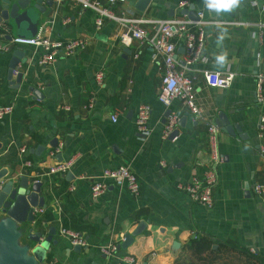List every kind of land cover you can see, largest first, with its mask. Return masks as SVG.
<instances>
[{
	"label": "crops",
	"instance_id": "1",
	"mask_svg": "<svg viewBox=\"0 0 264 264\" xmlns=\"http://www.w3.org/2000/svg\"><path fill=\"white\" fill-rule=\"evenodd\" d=\"M178 1L149 0L143 11L136 8L137 0L114 3L110 8L115 13L155 18L183 14L185 7L179 8ZM189 1L194 11L204 9L209 20L203 55L189 72L202 112L195 116L180 99H173L170 107L184 118L175 139L161 138L166 107L157 100L160 60L152 61L150 46L139 40L122 44L114 20L104 18L95 26L94 12L76 0L51 5L42 0L43 11L35 10V34L84 37L88 44L83 50L40 66L32 46H16L25 57L17 64L23 73L18 88L6 80L7 64L16 47L0 51V105H13L12 112L0 120V167L42 180L45 206L36 215L44 229L55 227L57 239L46 250L47 263L124 264L121 256L127 253L137 264H173L184 244L199 235L214 244L254 248L264 261V197L252 190L255 182L264 181V154L259 151L257 134L264 101L255 96L256 73L264 71V27L256 25L264 23V12L258 6L262 0H254L256 5L252 0H239L232 11L221 13L207 9L206 0ZM2 4L0 0V10ZM6 24L11 27V19ZM221 55L226 56L222 64L217 61ZM99 69L104 71L101 83L94 78ZM202 69L234 72V77L228 87H212L205 83ZM140 102L151 106L147 132H138L134 125ZM220 111L239 126L242 136L219 126L223 159L217 166L213 205L207 207L191 201L176 183L202 175L209 160L206 127L216 123ZM112 113L117 114L116 121L110 119ZM50 143L62 144L60 156L58 152L50 156L55 147ZM39 145L43 146L39 154L30 152ZM21 146L27 152L21 153ZM70 157L74 163L69 174L47 173L54 162ZM25 159L31 166L23 164ZM120 163L129 165L138 176L139 193L107 180L106 191L91 196L90 186L102 169ZM140 220L146 221L145 227L127 247L110 255L100 251V244L122 241ZM61 228L79 232L89 245L74 249L75 244L60 234Z\"/></svg>",
	"mask_w": 264,
	"mask_h": 264
},
{
	"label": "built area",
	"instance_id": "2",
	"mask_svg": "<svg viewBox=\"0 0 264 264\" xmlns=\"http://www.w3.org/2000/svg\"><path fill=\"white\" fill-rule=\"evenodd\" d=\"M58 2L60 0H53ZM84 9H90L94 12V24L99 27L104 18L114 20L120 29L119 40L122 44L128 46L132 40H139L151 48V60L161 62V82L157 92V100L166 108H170L166 115L161 129V138L169 139L170 134L178 129L179 112L171 108L172 100L180 99L183 104L195 116L201 115L202 109L195 102L193 76L189 74L193 70V64L199 60L205 49L206 31L205 25L209 22L205 18L204 9L195 10L197 18L191 19L186 14H173L164 17H145L142 15H125L115 13L110 5L114 3H124L126 0H76ZM189 0H179V8L187 7ZM252 5H256L254 0ZM259 9L264 12V0L258 4ZM207 7V0L205 2ZM210 10V9H209ZM239 23V22H230ZM257 26L264 27V23L258 22ZM150 26V29L147 28ZM9 26L3 23L0 26V51L9 52L16 46H32L37 54L36 63L40 66L52 64L57 58L72 55L83 50L88 40L84 37H71L61 39L51 32L37 33L32 36H22L11 34ZM9 36V37H7ZM182 47L183 52L179 54L177 49ZM18 72L17 66L13 68V75ZM203 79L208 86L228 87L234 77V72H221L214 69H202ZM104 77V71L99 69L95 72L94 78L97 83H101ZM264 71L256 73L255 96L258 101H264ZM92 106V100L89 103ZM68 110L70 107L64 105ZM13 105L11 103L0 105V120L11 113ZM151 106L148 103L140 102L136 107L134 125L138 132H147L149 130V118ZM112 121L117 120V114L110 115ZM207 147H208V165L203 170L201 176L193 177L187 181H178L176 187L184 191L188 198L198 204L210 207L213 205V190L218 182L217 166L222 162V154L219 150V126L216 123H208L207 127ZM257 134L260 139L259 151L264 154V111L259 115L257 123ZM178 135V134H177ZM177 135L173 136L175 139ZM62 144L56 145L51 151L50 156L54 157L60 151ZM21 153L27 152L25 146H21ZM74 163L73 157L54 162L48 168V174H63L71 169ZM25 166H31V161L25 159ZM164 165V161H160ZM39 178H36V180ZM109 180L114 185L126 189L132 194H138L140 191V182L136 173L125 163L116 166L105 167L102 169L99 179L92 182L90 194L93 197L100 196L108 188ZM74 185L71 186V189ZM254 194L264 197V181L255 182L252 186ZM41 211L42 208H37ZM60 234L70 240L72 244L87 246L89 242L79 232L61 228ZM123 239V238H122ZM99 249L102 253L110 255L119 250L118 243L106 242L100 244ZM255 252L254 248H250ZM121 261L128 264H137L132 254H123Z\"/></svg>",
	"mask_w": 264,
	"mask_h": 264
},
{
	"label": "water",
	"instance_id": "3",
	"mask_svg": "<svg viewBox=\"0 0 264 264\" xmlns=\"http://www.w3.org/2000/svg\"><path fill=\"white\" fill-rule=\"evenodd\" d=\"M46 1L50 5L53 2V0ZM41 2L42 0H3L0 21L6 24L12 18L18 27L22 21H27L30 34L18 33L17 35L32 36L38 29L35 10L43 11L40 7ZM148 2L149 0H137L135 6L143 11ZM181 12L191 19L197 18L192 4L182 8ZM180 50L183 51V48ZM24 61V51L21 47H16L7 64L6 80L11 87L18 88L20 86L23 73L18 71L13 75V68L19 62ZM30 89L37 93L36 88L30 86ZM169 111L170 108L165 109L163 121ZM183 119V117L179 118L178 124H182ZM216 124L229 133L235 134L237 131L242 136L239 126L231 123L223 111L218 113ZM177 134L178 129L170 134L169 139ZM50 144L57 145V143ZM41 148L43 149V146H36L31 148L30 152L39 154ZM58 155L60 156L59 152ZM69 172L70 170L67 171L68 174ZM41 187L42 180L31 179V175L27 172L16 175L12 174L7 167H0V264H49L46 261V250L49 249L51 243L56 244L57 239L54 238L55 227L49 226L44 229L36 215L37 208L45 206ZM145 224L146 221L140 220L131 232H126L122 241L118 243V248L127 247L133 237L144 229ZM21 237H24L26 241L20 242ZM75 248L79 250L80 246L75 244Z\"/></svg>",
	"mask_w": 264,
	"mask_h": 264
},
{
	"label": "trees",
	"instance_id": "4",
	"mask_svg": "<svg viewBox=\"0 0 264 264\" xmlns=\"http://www.w3.org/2000/svg\"><path fill=\"white\" fill-rule=\"evenodd\" d=\"M213 244L205 235L192 238L184 244L173 264H264L257 253L248 248L226 242Z\"/></svg>",
	"mask_w": 264,
	"mask_h": 264
},
{
	"label": "clouds",
	"instance_id": "5",
	"mask_svg": "<svg viewBox=\"0 0 264 264\" xmlns=\"http://www.w3.org/2000/svg\"><path fill=\"white\" fill-rule=\"evenodd\" d=\"M239 0H207V7L217 13L230 12L234 7L238 6ZM226 60L225 55L217 57L219 63H224Z\"/></svg>",
	"mask_w": 264,
	"mask_h": 264
},
{
	"label": "rangeland",
	"instance_id": "6",
	"mask_svg": "<svg viewBox=\"0 0 264 264\" xmlns=\"http://www.w3.org/2000/svg\"><path fill=\"white\" fill-rule=\"evenodd\" d=\"M37 18V17H36ZM11 27L8 28L11 34H22V35H29L30 29L28 28L27 21H22V24L18 27L14 20L11 18ZM25 238L21 237L20 242H25Z\"/></svg>",
	"mask_w": 264,
	"mask_h": 264
}]
</instances>
